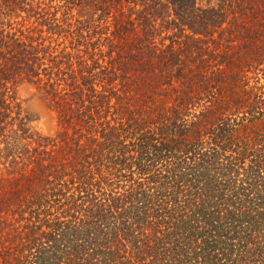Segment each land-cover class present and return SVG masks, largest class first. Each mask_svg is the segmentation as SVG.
I'll list each match as a JSON object with an SVG mask.
<instances>
[{
	"label": "trees",
	"instance_id": "obj_1",
	"mask_svg": "<svg viewBox=\"0 0 264 264\" xmlns=\"http://www.w3.org/2000/svg\"><path fill=\"white\" fill-rule=\"evenodd\" d=\"M0 264H264V0H0Z\"/></svg>",
	"mask_w": 264,
	"mask_h": 264
},
{
	"label": "rangeland",
	"instance_id": "obj_2",
	"mask_svg": "<svg viewBox=\"0 0 264 264\" xmlns=\"http://www.w3.org/2000/svg\"><path fill=\"white\" fill-rule=\"evenodd\" d=\"M16 97L21 104L22 110L30 118L28 126L31 131L43 135L52 134L55 122L35 88L29 85H20L16 90Z\"/></svg>",
	"mask_w": 264,
	"mask_h": 264
}]
</instances>
